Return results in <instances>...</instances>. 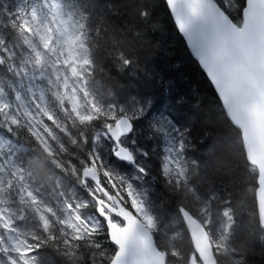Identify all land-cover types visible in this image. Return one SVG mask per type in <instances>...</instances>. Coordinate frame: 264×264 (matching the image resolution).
<instances>
[{"label": "snow or ice", "instance_id": "1", "mask_svg": "<svg viewBox=\"0 0 264 264\" xmlns=\"http://www.w3.org/2000/svg\"><path fill=\"white\" fill-rule=\"evenodd\" d=\"M167 6L193 55L210 76L213 65L209 50L190 31L198 19L214 18L217 51L241 55L254 43L264 44V0H168ZM42 7L46 11L37 13L32 8L23 15V9L12 13L6 4L0 7V70L22 73L29 81L30 93L27 103L17 93L20 103L14 107L2 98L5 89L0 81V142L15 146L16 140L22 138L33 147L44 167L74 176L77 181L83 177L82 198L69 200L64 192L55 190L43 196L41 190L48 178L18 165L11 154L5 158L0 143V264H42L41 254L48 249L66 257L70 264H125L130 244L138 245V251L150 257L132 264H169L177 254L157 251L152 231L158 230V222L133 184L141 174L147 177L155 169L211 224L212 201L216 197L201 199L190 183L192 176L200 174L199 165L196 161L190 165L187 160L182 162L186 141L172 134L180 123L179 110L184 105L174 96L162 111L165 102L154 101L145 94L141 100L128 96L120 98L118 106H100L89 98L87 88L92 61L88 47L91 37L84 30L85 25L69 27L71 16H62L56 0H43ZM9 36L13 39L9 40ZM121 59L124 64L129 63ZM39 79L48 82L54 97L51 105L35 83ZM213 81L219 89L214 76ZM20 87H24L22 82ZM14 88L9 80L8 89ZM138 129L143 144L137 138ZM101 141L110 157L106 162L94 150ZM136 169L137 177L121 175L122 171L131 173ZM177 177L182 178V186ZM259 183L264 200V172ZM84 189L93 193L99 190V196L92 199ZM224 214L231 221L230 214ZM177 217L187 227V264H220L217 250L225 248L227 252V237L211 240L208 228L183 203L177 209ZM260 222L264 223V212ZM102 240L110 241L111 248ZM202 241L207 244L206 252L201 250Z\"/></svg>", "mask_w": 264, "mask_h": 264}, {"label": "trees", "instance_id": "2", "mask_svg": "<svg viewBox=\"0 0 264 264\" xmlns=\"http://www.w3.org/2000/svg\"><path fill=\"white\" fill-rule=\"evenodd\" d=\"M58 1L71 15V24L85 25L84 30L91 37L88 47L92 64L87 85L90 99L102 107L109 103L118 106L122 97L134 96L141 100L147 94L154 101L165 102L162 111L174 96L184 105L179 110L180 123L175 125L172 134L186 141L182 162L187 160L190 165L196 161L199 165L200 174L192 176L190 183L201 199L216 197L212 201L211 224L155 169L147 177L141 174L134 182L158 222L154 234L159 248L177 254L169 264H187L190 252L187 228L177 217L182 203L206 224L213 241L227 237V252L225 248L217 250L220 264L233 261L264 264V229L260 225L256 200L258 171L249 163L241 131L228 118L212 83L191 54L166 0ZM4 4L9 12L15 13L27 3L25 0H3L0 7ZM8 39L12 40L13 36ZM122 57L129 63L124 64ZM13 78L11 71L0 70V81L5 89L9 90L8 81ZM53 99L51 97V102ZM137 138L144 143L140 129ZM103 144L104 141L95 144L94 150L106 162L110 157ZM4 151L5 156L11 154L18 165L48 178L41 190L43 196L55 190L64 192L69 200L82 198V177L77 181L74 176L44 167L33 147L22 138L16 140L15 146L9 144ZM72 156L80 159L76 153ZM137 172L138 169L131 173L122 171L121 175L137 177ZM177 180L182 186V178L177 177ZM84 191L91 197L88 189ZM225 212L230 214L231 221ZM102 243L111 248L110 241L102 240ZM41 260L42 264H70L66 257L57 255L52 249L45 250Z\"/></svg>", "mask_w": 264, "mask_h": 264}, {"label": "water", "instance_id": "3", "mask_svg": "<svg viewBox=\"0 0 264 264\" xmlns=\"http://www.w3.org/2000/svg\"><path fill=\"white\" fill-rule=\"evenodd\" d=\"M166 3L168 5V0ZM169 10L179 30L175 15L170 7ZM190 31L194 36L198 35L201 45L209 50V62L213 65V75L211 76L204 70L199 59L193 55L188 39L179 30L191 54L212 83L228 118L241 131L247 159L258 171L256 200L260 221V216L264 212V200L259 193L260 175L264 172V44L254 43L241 55L215 50L216 25L214 18L210 16L203 20L198 19ZM213 76L215 81L220 84L219 89H217L216 82L213 81ZM105 194L107 195L106 190ZM105 207L109 206L105 204ZM191 215L195 217L192 213ZM195 219L203 223L199 218L195 217ZM260 225L264 229V223L260 222ZM152 238L157 251L168 253L159 248L153 231ZM210 239L212 240L211 235ZM200 247L202 251H207V244L203 241ZM212 247L216 248L214 243ZM148 259H150L148 255L138 251V245L132 244L129 245L128 252L124 257L125 264H132L134 260Z\"/></svg>", "mask_w": 264, "mask_h": 264}, {"label": "rangeland", "instance_id": "4", "mask_svg": "<svg viewBox=\"0 0 264 264\" xmlns=\"http://www.w3.org/2000/svg\"><path fill=\"white\" fill-rule=\"evenodd\" d=\"M42 3H43V0H29V1H27L26 5H22V6L19 7V9H23V13H21V15L26 14V13H30L32 8H35L37 13H42V12L46 11L42 7ZM56 4H57L59 10L62 13V16L65 19H68V17L71 16V15L64 11L61 3L58 0H56ZM71 23H72V17H71V20L69 21V27L72 26ZM18 58L20 59V56L17 57V61H19ZM11 73H13V75H14V78L12 79V81H13V83L15 85V88H14V90H7V89L4 88L5 89V96L2 97V98L6 99L8 103L12 104L15 107V106H17L20 103V102H18L16 100V94L17 93L20 94L21 100L23 102L27 103L29 101V96H30V93L28 91L29 81H28V79H26L23 76L22 73L19 74V75L15 71H11ZM30 75H31V70L29 71V76ZM21 82L24 84V87H20ZM35 83H36V85H38L45 92L46 102L49 105H51V103H52L51 102V97H53V96H52L51 92L48 90V82H47V80L39 79ZM36 99L39 100V96H37ZM28 107L29 108L32 107L31 103H28ZM0 143H3V145H4L5 142H0ZM5 158H7V155L5 156ZM173 168H175V165H173ZM133 186L135 187V189L138 192H140L141 198L144 200V203L147 206L145 198H144V194L142 193V191L140 189H138L134 184H133ZM129 201L131 202L130 198H129Z\"/></svg>", "mask_w": 264, "mask_h": 264}, {"label": "flooded vegetation", "instance_id": "5", "mask_svg": "<svg viewBox=\"0 0 264 264\" xmlns=\"http://www.w3.org/2000/svg\"><path fill=\"white\" fill-rule=\"evenodd\" d=\"M7 66V65H6ZM90 195L93 199L97 198L99 196V190H97L95 193H93L92 191H89ZM130 202V201H129ZM131 203V202H130Z\"/></svg>", "mask_w": 264, "mask_h": 264}]
</instances>
